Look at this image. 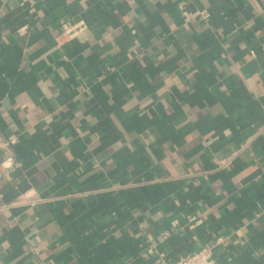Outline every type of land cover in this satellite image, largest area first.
<instances>
[{"label":"crops","instance_id":"0c3cea01","mask_svg":"<svg viewBox=\"0 0 264 264\" xmlns=\"http://www.w3.org/2000/svg\"><path fill=\"white\" fill-rule=\"evenodd\" d=\"M0 134V264H264V0H0Z\"/></svg>","mask_w":264,"mask_h":264},{"label":"built area","instance_id":"2783aa9c","mask_svg":"<svg viewBox=\"0 0 264 264\" xmlns=\"http://www.w3.org/2000/svg\"><path fill=\"white\" fill-rule=\"evenodd\" d=\"M201 15L204 18L209 17V11L203 10L201 11ZM85 26V23L82 21L80 25H76L75 27H72L68 31L70 36L76 35L81 29ZM13 141H7L3 139V137L0 134V150L10 145ZM220 162H225V160H222ZM15 164L9 160H5L3 162H0V177L3 173L12 171L15 168ZM191 221L194 222V224L198 223L200 220L196 219L195 217H191ZM170 264H222L220 261H218L214 255V247L204 246L201 247L198 250L192 251L191 253H188L187 255L181 256L176 261Z\"/></svg>","mask_w":264,"mask_h":264}]
</instances>
